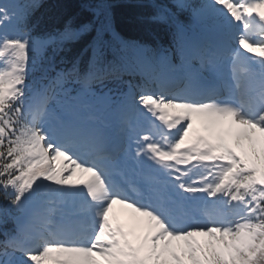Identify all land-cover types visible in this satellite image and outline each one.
I'll return each instance as SVG.
<instances>
[{"label": "snow or ice", "instance_id": "1", "mask_svg": "<svg viewBox=\"0 0 264 264\" xmlns=\"http://www.w3.org/2000/svg\"><path fill=\"white\" fill-rule=\"evenodd\" d=\"M173 2L215 44L194 63L163 49L128 83L114 147L55 106L103 79L98 58L51 75L88 26L33 37L38 5L0 0V213L21 214L0 264H264V0ZM164 13L179 48L189 25Z\"/></svg>", "mask_w": 264, "mask_h": 264}, {"label": "trees", "instance_id": "2", "mask_svg": "<svg viewBox=\"0 0 264 264\" xmlns=\"http://www.w3.org/2000/svg\"><path fill=\"white\" fill-rule=\"evenodd\" d=\"M60 6L53 8L55 14H62L66 18L67 9L74 10L78 6V0H60ZM86 1V0H84ZM115 10L116 22L123 34L129 36L132 41L141 40L140 36H148L158 32L156 20L152 17L154 13L150 11L149 0H110ZM158 2L161 3L160 0ZM78 11H73L77 14ZM71 14V13H70ZM62 19V20H63ZM55 21V20H54ZM75 45V44H74Z\"/></svg>", "mask_w": 264, "mask_h": 264}, {"label": "bare ground", "instance_id": "3", "mask_svg": "<svg viewBox=\"0 0 264 264\" xmlns=\"http://www.w3.org/2000/svg\"><path fill=\"white\" fill-rule=\"evenodd\" d=\"M128 213V212H127Z\"/></svg>", "mask_w": 264, "mask_h": 264}]
</instances>
